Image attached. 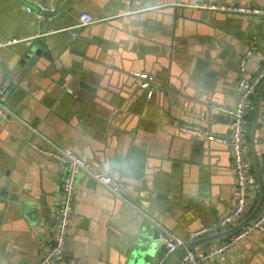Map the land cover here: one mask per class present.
<instances>
[{
	"label": "crops",
	"instance_id": "0c3cea01",
	"mask_svg": "<svg viewBox=\"0 0 264 264\" xmlns=\"http://www.w3.org/2000/svg\"><path fill=\"white\" fill-rule=\"evenodd\" d=\"M43 1L53 7L54 0ZM235 1L64 0L62 23L46 28L45 16L28 12L20 0H0V83L10 88L8 104L16 113L10 120L0 117V196L9 207L0 230L2 264H38L51 245L65 175V167L45 152L53 144L113 173L111 161L138 140L136 146L147 151L144 176L126 186L133 197L150 188L165 194L158 208L166 215L157 214L169 233L187 240L197 230L216 228L189 241L195 248L213 247L232 233L226 227L218 235L234 205L230 144L193 136L181 126L202 127L229 141L232 120L218 107L238 99L240 58L255 45L249 73L264 64L263 15L204 7ZM86 11L97 21L77 35L61 31ZM32 38L52 57L41 55L26 67L19 51ZM247 125L252 160L262 170L264 80L251 99ZM131 203L80 172L62 264H125L121 236ZM183 251L172 252L165 264H179ZM162 252L163 241L150 253V264ZM210 264H264V232Z\"/></svg>",
	"mask_w": 264,
	"mask_h": 264
},
{
	"label": "built area",
	"instance_id": "2783aa9c",
	"mask_svg": "<svg viewBox=\"0 0 264 264\" xmlns=\"http://www.w3.org/2000/svg\"><path fill=\"white\" fill-rule=\"evenodd\" d=\"M20 1L23 2L28 12H34L39 18H43L44 16L41 10L48 7L43 0ZM204 7L224 12L264 16V5L246 4L242 0H236L235 2L227 4H205ZM95 21L97 20L93 14L86 11L80 15L76 24L65 27V29L71 30L75 27H84ZM72 34L75 35L74 33ZM13 41L15 40H10L5 44ZM255 49L256 46L251 45L240 58L237 84L238 99L236 103L233 105L223 104L218 107L220 112L228 114L232 120L229 144L235 179L232 189L234 205L232 210L221 219V227L227 223L237 222L241 217L250 214L257 201V196L260 194L257 173L250 153L249 130L247 125L251 99L264 80V64L253 75L248 70V59ZM136 76L141 79L145 78L141 72H136ZM145 81L146 79H144ZM9 96L10 88L0 83V117L7 120L16 116L15 111L8 104ZM181 130L193 136L206 138L207 140L228 142L225 136L218 135L202 127L182 125ZM45 152L52 155L65 167V175L60 187V200L56 205L55 214L52 217V242L38 264H62L66 258V245L74 228L73 221L76 215L74 204L76 200L78 174L85 172L116 195H122L123 182L111 171L97 168L91 159L81 155L70 147H60L53 144L50 149H45ZM262 173L264 181V166ZM215 229L203 228L197 230L187 240L174 236L168 231L165 232L162 235L163 252L157 259L156 264H165L168 256L179 247H184L179 264H210L226 260L232 248L238 246L253 233L264 232V200L254 218L247 221L230 235L224 237L217 245L209 248H195L190 246L189 241L205 233L215 231Z\"/></svg>",
	"mask_w": 264,
	"mask_h": 264
},
{
	"label": "water",
	"instance_id": "95a60500",
	"mask_svg": "<svg viewBox=\"0 0 264 264\" xmlns=\"http://www.w3.org/2000/svg\"><path fill=\"white\" fill-rule=\"evenodd\" d=\"M64 0H54L53 7L50 5L41 10V13L45 16L43 18V24L46 28L57 27L62 23L64 19L62 3ZM38 10V8H37ZM49 19H52L51 21ZM76 24V23H75ZM74 25V24H73ZM63 27V28H62ZM62 29L63 33L69 31L71 34H78V28L75 27L71 30L65 29V26L59 27ZM57 28V29H59ZM59 33L58 31L56 32ZM35 38H32L22 50L19 51L21 64H26L28 67L30 64H34L41 55H47L49 58L52 57L50 50H43L42 47H37L34 44ZM140 70H136L138 72ZM259 126V124H258ZM256 134V126L252 131L253 138ZM194 140L196 138L192 137ZM230 138V137H229ZM217 141V140H213ZM196 150L201 151V148L197 146L196 141H191ZM229 142V141H228ZM138 140L135 141V145L131 146L130 149L120 157H116L115 160L111 161V167L113 174L121 179L124 182L122 186L123 195L131 198V209L129 210V215L127 217V222L124 225L125 230L122 231V240L123 246L122 251L123 259H126L125 264H150L151 263V254L154 253V248L158 247L162 241V235L167 232L164 228L168 226L164 218H159L157 212H161L163 215H166L165 209L158 208V204H163V197L165 194H159L156 191H160L159 188L155 190L149 189V192L138 194L137 197H133L127 186L128 182L134 183L133 179L141 178L144 176L145 164L147 162V151L139 149L136 144ZM144 171V172H143ZM256 173L257 179L260 187V197L257 204L252 208V211L247 216L241 217V219L234 223H227L225 227L221 228V232L218 235L225 233L226 227L230 228V233L239 229L247 221L254 218L264 200V181L263 173L258 163H256ZM137 177V178H134ZM133 178V179H131ZM6 197L0 196V230L3 227L5 218H8L9 207L4 203ZM152 241V242H151ZM4 263L3 258L0 256V264Z\"/></svg>",
	"mask_w": 264,
	"mask_h": 264
}]
</instances>
